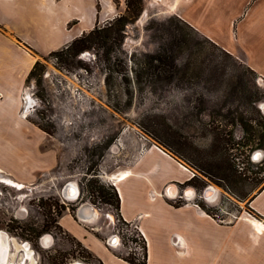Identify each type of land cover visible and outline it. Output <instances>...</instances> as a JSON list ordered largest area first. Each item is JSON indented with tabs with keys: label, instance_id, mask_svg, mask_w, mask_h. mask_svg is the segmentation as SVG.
Returning a JSON list of instances; mask_svg holds the SVG:
<instances>
[{
	"label": "rangeland",
	"instance_id": "374dc122",
	"mask_svg": "<svg viewBox=\"0 0 264 264\" xmlns=\"http://www.w3.org/2000/svg\"><path fill=\"white\" fill-rule=\"evenodd\" d=\"M245 1H213L208 15L217 22L219 44L229 43L243 55L246 44L255 55L257 39L247 34L257 0ZM123 2L119 15L125 13ZM238 13L233 26L226 25ZM237 33L241 48L233 41ZM219 44L174 15L158 14L157 6L144 0L137 21L109 52L83 51L71 63L50 55L36 58V74L24 84L19 106H6V126H0V231L10 242L5 264H51L52 259L96 264L79 259L81 248L73 238L53 229L59 211L77 221L82 204L99 213L94 234L113 254L140 261L136 225L126 226L98 191L111 193L107 177L131 169L150 142L174 155L188 178L194 175L163 186L168 204L192 200L219 221L234 220L240 212L262 220L248 211V200L264 184V79ZM156 57L162 69L149 67L158 64ZM230 168L241 180L223 179L232 177ZM72 182L77 200L63 195ZM172 184L178 193L170 196L165 190ZM206 188L212 191L207 198ZM186 189L195 195L187 197Z\"/></svg>",
	"mask_w": 264,
	"mask_h": 264
},
{
	"label": "crops",
	"instance_id": "0c3cea01",
	"mask_svg": "<svg viewBox=\"0 0 264 264\" xmlns=\"http://www.w3.org/2000/svg\"><path fill=\"white\" fill-rule=\"evenodd\" d=\"M123 1L0 0V126H6V106H19L21 90L36 58L119 16ZM148 1L157 6L158 14L174 15L219 44L214 32L217 22L209 17L208 7L221 0ZM256 3V18L248 24L253 28L247 36L257 39V54L246 44V55L229 43L219 45L264 79V0ZM239 15L231 17L226 25L232 27ZM234 39L241 48V36L237 33ZM154 143L150 142L128 169L131 176L118 185L115 178L121 172L110 178L118 193L123 221L135 224L146 241L147 264H264V187L248 200V211L260 216L262 228L255 223L260 220L246 212L226 222L211 218L192 200L172 206L163 198V186L182 184L188 176L181 162ZM81 208L83 221L78 213ZM93 210L82 204L76 210L77 221L68 213L58 222L102 264H127L109 250L107 242L95 236L100 215L96 210L94 215Z\"/></svg>",
	"mask_w": 264,
	"mask_h": 264
},
{
	"label": "trees",
	"instance_id": "16d2710c",
	"mask_svg": "<svg viewBox=\"0 0 264 264\" xmlns=\"http://www.w3.org/2000/svg\"><path fill=\"white\" fill-rule=\"evenodd\" d=\"M143 1L144 0H125V13L124 14L113 18L106 25H103L101 27L95 26L91 30H89L87 32H83L80 36L73 39L65 47H63L57 51H53V52L49 53L48 55L57 57V59L59 61L71 63L72 59L74 57H76L77 55H79L83 51H87L90 49H102V50H105L106 53L109 52L114 46H118L120 43H122L124 35H125L126 27L129 24L136 22L137 19L139 18V16L142 13V10H143ZM176 18H178V17H176ZM180 21L183 22L182 20H180ZM183 23L185 25H187L188 27H190L191 29H193L191 26H189L185 22H183ZM193 30H195V29H193ZM221 50L224 51V49H221ZM224 52L226 54L232 56L231 54L227 53L226 51H224ZM155 60L158 64L154 65L152 63H149V67L152 69H155V70L162 69L163 64L161 62L160 57H156ZM37 67H38V62H36L33 65L32 69L28 73L26 81L36 74ZM247 68H249V67H247ZM249 70L254 72L251 68H249ZM138 82L139 81H137V79H136L135 84L136 85L139 84ZM39 128L42 131L46 132L47 134H50L46 128H44L42 126H39ZM163 145L167 149L170 148L169 145H165V144H163ZM172 153H174V152H172ZM206 173L211 175V173L209 171H207ZM230 176H232V177H227L226 175H224L223 179H225L228 183H230V181L233 182L236 180L237 181L241 180V176L236 173V170L234 168H230ZM91 186H92V189L96 188L93 184ZM263 187H264V184L262 185L260 190ZM110 190H111V193L109 191H106L103 188H100L98 191L99 196H100V198H102V200L106 204H108L112 207L115 214L122 220V217L120 215V210H119L120 209V201H119L118 193H117L116 189H114V187H110ZM197 204L200 206V208L202 210H204L206 212L207 215H209L211 218L215 219L214 215L212 214V212L210 210H208L204 205H202L200 203H197ZM63 211H65V209ZM57 216L59 218L61 217V211H59L57 213ZM258 217H260V216H258ZM123 222L126 226H128V224H131V223H128L125 221H123ZM135 228H136L137 232L140 234L137 227H135ZM53 229H55V231H57L58 234L71 236L73 238V240L81 248V250L77 251V253L79 254V259H82L84 261H92V262H95L96 264H102V261L99 258H97L94 254H92L88 249H86L81 244L80 241H78L76 238H74L72 235H70L68 232H66L60 226L58 220L54 221ZM44 230H49V228H46ZM138 233H137V236H139ZM140 236H141V241H142V244L140 246V248H141V260L140 261H136L131 255L123 256V255H120L117 253H114V255L117 256L118 258H120L121 260H123L124 262H126L127 264H147V244H146V241L143 238V236L141 234H140ZM96 237H98V236L96 235ZM51 264H55V259H52ZM61 264H65V262L61 260Z\"/></svg>",
	"mask_w": 264,
	"mask_h": 264
},
{
	"label": "bare ground",
	"instance_id": "6f19581e",
	"mask_svg": "<svg viewBox=\"0 0 264 264\" xmlns=\"http://www.w3.org/2000/svg\"><path fill=\"white\" fill-rule=\"evenodd\" d=\"M259 155H260V153H259V152H256L255 155H254V157H253V159H254V160H257V158H258ZM180 165H181V164H180ZM181 167H182L183 170L189 172L188 169L186 170V168H185L183 165H181ZM121 173H122V174H121ZM121 173H120L121 175H119L118 177L115 178V179H116V183H117V185H118L123 179H126L127 177L131 176V174H132L128 169L125 170V171H123V172H121ZM104 177H105V176H104ZM111 177H115L114 174H113V175H110L109 177H107L108 180H110ZM209 190H210V189H209ZM165 193L168 194V195H170V196H173V195L177 194L178 192H177V187H176V185H173V184H172V185H169V186L167 187V189L165 190ZM63 195H64V197H65L66 199H70V200H74V199H75V200H77L78 197H79V192H78V188H77L76 184H75L74 182H72L71 184H68V185L65 187L64 191H63ZM203 196H204V195H203ZM190 198H192V196H190ZM82 208H83V207H82ZM82 208L79 209V212H78V213H79V219H81V220L83 221V220H84V217H83V215L81 214ZM83 209H84V208H83ZM95 212H96V211L93 210L94 215L96 214ZM255 223H256V225H257L258 227H260V228L263 227L262 224H261V221H255ZM259 230H260V229H259ZM1 234H2V235H1ZM5 235H6V233L0 231V236L3 237L4 241H5ZM6 239H8V236H7ZM114 239H115V243L118 242V240H117L116 238H114ZM7 241H8V243L10 244L9 240H7ZM109 242L112 243V241H109ZM117 244H118V243H116V244L113 243V245H117ZM26 245H27V243H25V242H22V243L20 244L21 248H23V251H26V250H25V246H26ZM28 249H29V248H28ZM74 264H76V262H75Z\"/></svg>",
	"mask_w": 264,
	"mask_h": 264
},
{
	"label": "flooded vegetation",
	"instance_id": "af4514ba",
	"mask_svg": "<svg viewBox=\"0 0 264 264\" xmlns=\"http://www.w3.org/2000/svg\"><path fill=\"white\" fill-rule=\"evenodd\" d=\"M189 180V178H188ZM212 193L211 190H209V188H206L204 191H203V195L205 198L209 197L210 194ZM185 195L187 197H190V196H193L195 195V192H193L191 189H186L185 190ZM2 235V234H1ZM7 238V235H5V241L3 239L2 236H0V264H5L7 262V258H8V250H9V243H8V239ZM47 240V239H46ZM44 239H42V242L45 243ZM25 252L27 253V257H30V250L28 249V246L26 245L25 246Z\"/></svg>",
	"mask_w": 264,
	"mask_h": 264
},
{
	"label": "water",
	"instance_id": "95a60500",
	"mask_svg": "<svg viewBox=\"0 0 264 264\" xmlns=\"http://www.w3.org/2000/svg\"><path fill=\"white\" fill-rule=\"evenodd\" d=\"M86 206H87V205H86ZM112 239H113V238H112ZM113 243H114V244L117 243V242L115 243V239L112 240V244H113ZM107 244L110 245L108 242H107ZM76 262H78V261H76ZM80 263H81V262H80Z\"/></svg>",
	"mask_w": 264,
	"mask_h": 264
},
{
	"label": "built area",
	"instance_id": "2783aa9c",
	"mask_svg": "<svg viewBox=\"0 0 264 264\" xmlns=\"http://www.w3.org/2000/svg\"><path fill=\"white\" fill-rule=\"evenodd\" d=\"M194 177V175H192L191 177H189V179H192ZM118 243V242H117Z\"/></svg>",
	"mask_w": 264,
	"mask_h": 264
}]
</instances>
